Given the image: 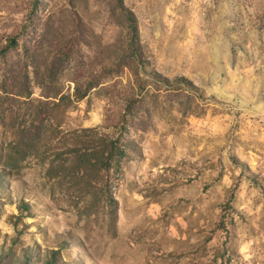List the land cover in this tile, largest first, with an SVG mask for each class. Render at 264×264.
I'll list each match as a JSON object with an SVG mask.
<instances>
[{
    "label": "rangeland",
    "instance_id": "1",
    "mask_svg": "<svg viewBox=\"0 0 264 264\" xmlns=\"http://www.w3.org/2000/svg\"><path fill=\"white\" fill-rule=\"evenodd\" d=\"M0 264H264V0H0Z\"/></svg>",
    "mask_w": 264,
    "mask_h": 264
},
{
    "label": "trees",
    "instance_id": "2",
    "mask_svg": "<svg viewBox=\"0 0 264 264\" xmlns=\"http://www.w3.org/2000/svg\"><path fill=\"white\" fill-rule=\"evenodd\" d=\"M11 43H16V41L15 40H11ZM9 52V46H5L3 49H2V51H1V53L3 54V55H6L7 53ZM82 96H84L83 94H81ZM82 98V97H81ZM62 100H63V98H62ZM129 146H130V144H129ZM129 146H120V145H117L116 143H114L113 144V146L111 147V155L113 156V159H120V158H123L124 156H126V150L125 149H127V147H129ZM49 262L51 261V260H48Z\"/></svg>",
    "mask_w": 264,
    "mask_h": 264
}]
</instances>
